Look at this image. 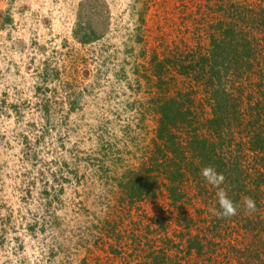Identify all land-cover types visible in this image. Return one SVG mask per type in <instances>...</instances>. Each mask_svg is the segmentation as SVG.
Masks as SVG:
<instances>
[{"label": "rangeland", "instance_id": "rangeland-1", "mask_svg": "<svg viewBox=\"0 0 264 264\" xmlns=\"http://www.w3.org/2000/svg\"><path fill=\"white\" fill-rule=\"evenodd\" d=\"M232 3L240 13L229 16ZM261 6L264 0H0V264H146L148 242L179 254L182 264H264V187L256 211L242 207L227 218L218 214V196L191 179L180 207L171 205L165 178L155 197L141 201L124 189L132 173L153 164L160 98L188 91L195 120L212 116L203 87L174 66L160 88L157 62L208 55L218 22L228 18L263 58ZM86 28L98 37L83 43ZM263 70L255 62L227 84L247 109L232 144L245 153L248 97L264 98ZM255 158L245 157L249 172ZM248 218L255 232L246 231ZM189 239L201 253L186 255ZM244 249L259 254L252 261Z\"/></svg>", "mask_w": 264, "mask_h": 264}, {"label": "trees", "instance_id": "trees-1", "mask_svg": "<svg viewBox=\"0 0 264 264\" xmlns=\"http://www.w3.org/2000/svg\"><path fill=\"white\" fill-rule=\"evenodd\" d=\"M237 4L232 3L229 6V16H233L231 14L233 11L236 14L240 13V7ZM252 10L256 11L254 6L246 10L244 19L246 22L252 20L250 17L253 16ZM263 10L264 6H261L260 11ZM218 23V27L215 28L218 35L215 33L211 35L208 55L193 54L186 59L172 61L165 58L167 60L157 62L154 75L157 77V85L160 88L163 84L170 82L164 76L166 67L174 66L181 75L192 77L195 83L203 87L205 97L212 108V116L202 122L195 120V112L192 108L194 100L188 91L175 96H163L158 100L157 111L160 118L157 137L161 143L157 144L152 166L145 173H132L128 181L124 183V189L130 201L155 197L160 187L159 177L165 178L173 207H180L179 205L187 200L182 188L188 179L194 181L196 187L200 188L204 194L212 195L210 197L212 199H215L221 188L224 189L228 197L239 206L238 214L244 207V197H250L253 200L255 198L254 201H258V191L264 187V98L260 97L253 103L252 97H248L249 104H246L250 108L248 115L250 120L245 124L244 130H247L245 134L248 138L249 150L245 153L240 143L237 142L234 146L232 144L235 141L234 130L243 124L242 116H246L247 109L244 108L241 112V104L244 102L240 96L228 92L227 84L230 79L234 78L235 81V77L243 78L253 69L255 62L261 66L264 63V57H257L258 50L256 51L257 46H254L253 37L246 36L242 25L235 22L233 18L224 19L223 22ZM86 29L90 31L84 33L81 39L83 43L98 37L93 28ZM262 75L264 76V72ZM247 153L254 155L257 162L250 172V167L244 166ZM206 166H213L218 173H222L225 177L224 183L219 187L209 184L202 176V169ZM253 174L255 178L251 179ZM248 179H251L252 189L247 187ZM212 187L219 190L213 191ZM196 195H199V192ZM220 212L219 208L218 214ZM180 218L186 223V227L191 226L192 219L185 215L182 217L180 215ZM246 221V231L255 232L254 221L250 218ZM259 224H262L263 230L264 222ZM258 233L260 231H257V235ZM187 242L189 243L185 247L186 255L202 252L200 244H196L192 239ZM146 245L149 247L144 260L146 264H169L173 259L174 264H182L181 260L179 261V254H175L173 258L165 246L156 247V244H150V242ZM179 245L184 248L180 242ZM250 251L244 249L242 255L252 257L253 261L259 251L258 254ZM261 251H264V241ZM179 252L182 253V251ZM252 264L255 263L252 262Z\"/></svg>", "mask_w": 264, "mask_h": 264}, {"label": "clouds", "instance_id": "clouds-1", "mask_svg": "<svg viewBox=\"0 0 264 264\" xmlns=\"http://www.w3.org/2000/svg\"><path fill=\"white\" fill-rule=\"evenodd\" d=\"M202 176L211 185L219 187L224 183L225 177L222 173H218L213 166H206L202 169ZM218 202L221 209L219 215L222 217H232L238 213V205L232 201L227 195L224 189H220L217 192ZM243 204L246 211H256V203L250 197L243 198Z\"/></svg>", "mask_w": 264, "mask_h": 264}]
</instances>
